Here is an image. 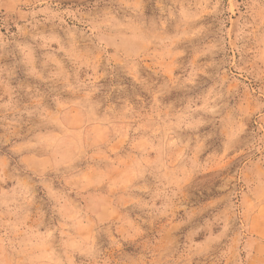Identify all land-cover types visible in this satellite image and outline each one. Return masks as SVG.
I'll use <instances>...</instances> for the list:
<instances>
[{"label": "rangeland", "instance_id": "1", "mask_svg": "<svg viewBox=\"0 0 264 264\" xmlns=\"http://www.w3.org/2000/svg\"><path fill=\"white\" fill-rule=\"evenodd\" d=\"M0 264H264V0H0Z\"/></svg>", "mask_w": 264, "mask_h": 264}]
</instances>
